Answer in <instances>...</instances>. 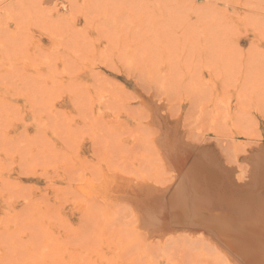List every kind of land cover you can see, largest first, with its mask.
<instances>
[{"label": "rangeland", "instance_id": "1", "mask_svg": "<svg viewBox=\"0 0 264 264\" xmlns=\"http://www.w3.org/2000/svg\"><path fill=\"white\" fill-rule=\"evenodd\" d=\"M260 159L264 0H0V264H234L169 196Z\"/></svg>", "mask_w": 264, "mask_h": 264}, {"label": "bare ground", "instance_id": "2", "mask_svg": "<svg viewBox=\"0 0 264 264\" xmlns=\"http://www.w3.org/2000/svg\"><path fill=\"white\" fill-rule=\"evenodd\" d=\"M178 145H177V147H178ZM179 147H180V145H179ZM173 151H174V149H173ZM170 153H172V152H170ZM178 153H180V152H178ZM201 154H202V152H201ZM173 155H175V154L173 153ZM213 162L210 161L208 166L205 165L207 167H205L204 165L201 168L199 167L200 169H198V170H200V172L202 171V173L200 174L201 176L199 175L200 177H202L204 167L205 168L211 167V168H209L210 171H211V169L216 167V165ZM260 162H262L263 164ZM260 162H258L257 164L260 163L259 166H261V164L263 166L264 165L263 159H260ZM195 163H198V162H195ZM196 166L197 165H195V167ZM256 166H255V168H258ZM191 168L194 170L192 172V169L189 168V171L191 170L190 172H192L191 175L192 174L194 175V172H196V174H197V172H199L198 170L195 171V169L193 168V164H192ZM220 168H222V167L220 166ZM208 171H207V173H209L208 177H206L205 179L203 178V179H200L198 181V177L196 178L197 180L192 177L196 182H198L197 184H194V185H193L194 181H192L191 183L189 181H187L190 184L183 183L184 182L183 180L186 178L182 177V175H180L182 178L180 180H182V182L181 181H179V182H181L182 185H181V183L180 184L178 183L181 186L179 187L178 192L176 191V193H175V196L180 194L179 198L177 196H176L177 197L176 199L173 198L174 194H173V196H171L172 198L169 196V198H170L169 202L172 203L171 205H173V203H174L173 206H176L175 204L178 203L181 206H183V207H181V206L178 207V208H183V213H182V209H181V211L179 212V215L182 216L180 214V213H182L185 217V220H186V221L184 220V222H182V224L183 223L187 224V222H188L190 224H194L195 227L198 226L199 228L203 229L204 232L206 231L209 233H214V234H216V236L219 235L220 238L221 237L224 238L226 240V242H224V243H226L227 248L229 249V250L227 249V251H229L228 252L229 258L228 259H231V261H232L231 263H234V264H264V191H259L258 189H252V188H251L252 190L249 191L248 190L249 187H248V189L246 191H242V192L233 193V192H235V190L233 189V191H232V190H230V188L227 191H232V192H227L226 191V184H227L226 180L222 179L220 176H218L219 174H217V173L215 174L213 171H211V172H208ZM241 171H242V169H241ZM246 171H245V173H246ZM247 173H250V172H247ZM184 175H185V173H184ZM240 175H237V177L239 176V178L241 179ZM247 175L243 176L244 179L248 178ZM263 175H264V173H263ZM223 176H225V175H223ZM194 177H195V175H194ZM243 177H242V179H243ZM239 178H237V179H239ZM256 178H257V176H256ZM251 179L252 178H250V180ZM258 179H260V177ZM262 179L264 180V178H262ZM107 180L105 181V185L108 183ZM251 182L253 183V181H251ZM237 183H239V182H237ZM241 183H243V182H241ZM229 184H230V182H229ZM105 185H103V187ZM100 187H102V186H100ZM229 187H231V186H229ZM234 187H235V185H234ZM253 187L257 188L256 182L253 183ZM104 188L106 190H108L110 193L111 192L110 190L112 189L111 183L108 184V186H106ZM263 189H261V190H263ZM236 190H238V189H236ZM115 191H117V190L115 189ZM152 191H154V188ZM156 191H157V189H156ZM162 191L164 192V191H166V189L165 190L163 189ZM257 191H259V192H257ZM104 192L102 191L101 193L104 194ZM146 192H147V194L150 193V192H148V189ZM146 192H145V194H146ZM158 192H160V190ZM170 192H171V190H169V193ZM106 193H108V192L106 191ZM165 194H166V192H165ZM148 195L149 196H146V197L143 195L144 198L142 197L143 199L141 198L139 201L137 199V206H138V202H139V205L141 204L142 207H144L143 205H145V207L143 208L144 211L141 212V214H140L142 222L145 221L147 223H150V225H152V226H153V224L160 225V226L165 225L164 223L162 224L161 222H159V221H161V219L159 217H157V215L162 212L159 210L163 206L162 202H164V200H166L167 196L164 194L159 195V194H154V193L148 194ZM134 203H136V200L134 201ZM159 205H161V206H159ZM142 207L140 210H142ZM162 209H164V208L162 207ZM175 209L176 208L174 207V211H176ZM171 210H173V209H171ZM165 211H166V209H165ZM168 211H170V210H168ZM173 212H171V213H173ZM162 214H165V212ZM174 214H175L174 216L171 214L172 217H174L175 219L178 218V217H176V216H179V215H176V214H178V212H176V213L174 212ZM172 217L169 218V216H168L167 218L172 219ZM180 220H183V219L180 218ZM187 220H189V221H187ZM166 221H168V220H166ZM170 221H168V222H170ZM159 223H161V224H159ZM167 223H166V226H168ZM173 223L174 222L170 223V224H172L171 227L173 226ZM178 225L179 224H177L175 226H178ZM145 226H146V224H145ZM186 226H185V228H186ZM191 227H192V225H191ZM160 228H162V227H159V230H160ZM166 229H168V228L166 227ZM164 232L165 231H163V233ZM227 256H226V258H227Z\"/></svg>", "mask_w": 264, "mask_h": 264}]
</instances>
